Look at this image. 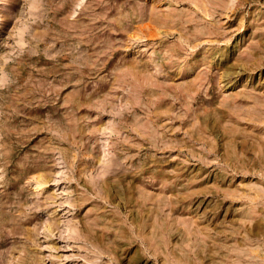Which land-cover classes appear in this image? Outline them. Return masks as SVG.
Listing matches in <instances>:
<instances>
[{"label": "rangeland", "instance_id": "1", "mask_svg": "<svg viewBox=\"0 0 264 264\" xmlns=\"http://www.w3.org/2000/svg\"><path fill=\"white\" fill-rule=\"evenodd\" d=\"M0 264H264V0H0Z\"/></svg>", "mask_w": 264, "mask_h": 264}]
</instances>
